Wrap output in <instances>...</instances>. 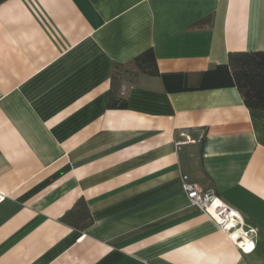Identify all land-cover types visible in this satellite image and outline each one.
Returning a JSON list of instances; mask_svg holds the SVG:
<instances>
[{
	"label": "crops",
	"instance_id": "crops-1",
	"mask_svg": "<svg viewBox=\"0 0 264 264\" xmlns=\"http://www.w3.org/2000/svg\"><path fill=\"white\" fill-rule=\"evenodd\" d=\"M149 49L161 75L110 108L115 65ZM259 50L264 0L1 1L0 264H264V110L203 86ZM184 174L257 232L233 240ZM81 198L84 230L62 220Z\"/></svg>",
	"mask_w": 264,
	"mask_h": 264
},
{
	"label": "trees",
	"instance_id": "trees-1",
	"mask_svg": "<svg viewBox=\"0 0 264 264\" xmlns=\"http://www.w3.org/2000/svg\"><path fill=\"white\" fill-rule=\"evenodd\" d=\"M3 0H0V2ZM161 75L153 49L136 56L129 65L116 64L112 76L110 108L124 109L128 96L124 84L133 83L142 74ZM167 75H163L166 77ZM204 87H237L248 108L264 110V50L235 51L229 54L226 64L218 65L204 73ZM68 224L86 229L92 223L88 204L81 198L63 217Z\"/></svg>",
	"mask_w": 264,
	"mask_h": 264
},
{
	"label": "built area",
	"instance_id": "built-area-1",
	"mask_svg": "<svg viewBox=\"0 0 264 264\" xmlns=\"http://www.w3.org/2000/svg\"><path fill=\"white\" fill-rule=\"evenodd\" d=\"M190 140V139H189ZM182 181H183V187L184 190L187 193V196L190 200V202L195 205L198 206L199 208H201L202 210L209 212L212 217L218 222V224H220L221 226H223L224 230L231 232L230 237L235 240L234 238V233L233 231L235 230H243V226L241 228H238L240 225V222H242L240 215L237 213L235 216V224H237L236 227H229V225L227 224V220L228 217H225V215H220L217 211H216V201L218 199H221L214 191H205L198 183H195L193 181H191L189 175L184 174L182 176ZM220 202L227 207L228 209H230V207L224 203L222 200H220ZM244 231V230H243ZM257 230L256 229H250L249 231L244 232L243 234H241L238 238L239 239H245V237H248V235H253L254 233H256ZM254 248V244L252 245L251 249ZM244 250H246V248H243Z\"/></svg>",
	"mask_w": 264,
	"mask_h": 264
},
{
	"label": "bare ground",
	"instance_id": "bare-ground-1",
	"mask_svg": "<svg viewBox=\"0 0 264 264\" xmlns=\"http://www.w3.org/2000/svg\"><path fill=\"white\" fill-rule=\"evenodd\" d=\"M220 200L221 199H218L217 201H216V204H215V206H216V211L220 214V215H225V217H228V220H229V217L231 218V217H234L236 214H237V212H231V210L230 209H228L227 207H225L221 202H220ZM227 220V224L229 225V227H234L233 225H232V223L230 222V220L228 221ZM240 236V234L239 233H234V239H235V241L236 242H238L239 241V236Z\"/></svg>",
	"mask_w": 264,
	"mask_h": 264
}]
</instances>
